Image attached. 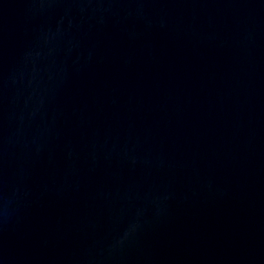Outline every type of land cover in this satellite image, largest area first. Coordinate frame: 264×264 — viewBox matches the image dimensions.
Listing matches in <instances>:
<instances>
[{
  "label": "water",
  "instance_id": "1",
  "mask_svg": "<svg viewBox=\"0 0 264 264\" xmlns=\"http://www.w3.org/2000/svg\"><path fill=\"white\" fill-rule=\"evenodd\" d=\"M0 264H264V0H0Z\"/></svg>",
  "mask_w": 264,
  "mask_h": 264
}]
</instances>
